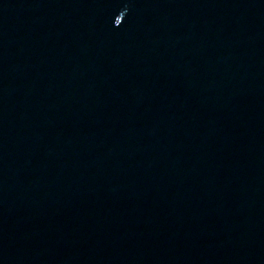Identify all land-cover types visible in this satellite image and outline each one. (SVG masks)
Wrapping results in <instances>:
<instances>
[{"label":"water","instance_id":"1","mask_svg":"<svg viewBox=\"0 0 264 264\" xmlns=\"http://www.w3.org/2000/svg\"><path fill=\"white\" fill-rule=\"evenodd\" d=\"M0 264H264V0H0Z\"/></svg>","mask_w":264,"mask_h":264}]
</instances>
